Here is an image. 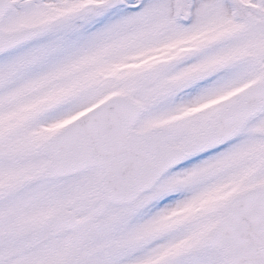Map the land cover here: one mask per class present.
I'll list each match as a JSON object with an SVG mask.
<instances>
[{
	"label": "snow or ice",
	"instance_id": "1",
	"mask_svg": "<svg viewBox=\"0 0 264 264\" xmlns=\"http://www.w3.org/2000/svg\"><path fill=\"white\" fill-rule=\"evenodd\" d=\"M0 264H264V0H0Z\"/></svg>",
	"mask_w": 264,
	"mask_h": 264
}]
</instances>
